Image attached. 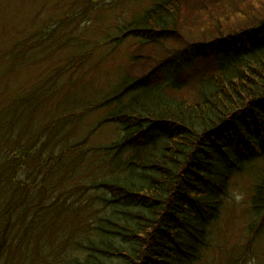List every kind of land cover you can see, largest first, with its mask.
Instances as JSON below:
<instances>
[{
  "label": "trees",
  "instance_id": "trees-1",
  "mask_svg": "<svg viewBox=\"0 0 264 264\" xmlns=\"http://www.w3.org/2000/svg\"><path fill=\"white\" fill-rule=\"evenodd\" d=\"M179 4L156 0L118 24L114 39L163 45L176 34ZM80 19L68 35L75 52L66 61L70 72L82 70L90 43ZM239 29L221 35L217 28L219 37L169 50L148 74L119 79L97 125L83 121L85 89L75 97L64 89L68 96L57 98L54 80L35 88L38 105L50 104L42 130L29 146H10L0 157V264H198L209 251H224L217 228L234 209L231 185L242 175L252 181L242 188L258 233L264 224V18ZM210 55L209 74L200 65L192 70ZM68 68L57 69L56 79ZM183 92L192 98H178ZM101 123L119 125L120 134L96 140ZM51 186L60 194H51Z\"/></svg>",
  "mask_w": 264,
  "mask_h": 264
},
{
  "label": "rangeland",
  "instance_id": "rangeland-1",
  "mask_svg": "<svg viewBox=\"0 0 264 264\" xmlns=\"http://www.w3.org/2000/svg\"><path fill=\"white\" fill-rule=\"evenodd\" d=\"M155 1L0 0V134L7 141L3 149L0 144V157L10 146L16 149L29 146L38 130H42L50 104L38 105L31 93L35 88L42 89L54 80L57 98L68 96L64 89L73 94L69 97L78 96L85 89L89 95L86 99L89 115L83 121L97 125L111 109L110 105L106 106L111 102L106 98L117 87L119 79L121 83L124 77L148 74L149 68L155 66L169 50L182 51L189 43L209 41L219 37L220 33L224 35L240 30L241 26L250 27L264 18V0H179L176 34L165 39L163 45H144L140 38L131 36L114 39L118 24L136 18ZM79 19L83 26L81 29L88 27L85 34L90 43L86 46L82 70L70 72L73 68H68L66 61L75 52L71 46L74 39L68 35H74L73 23ZM217 28L220 29L219 34ZM75 31L79 33V29ZM79 41L84 42V37ZM203 59L193 63L192 70L200 65L201 72L207 75L210 72L204 67L214 62V56ZM62 68H68L63 71L64 78L56 79V73ZM160 73L161 70L157 74ZM197 76L199 73L190 75L188 79L194 83ZM48 95L54 98L52 93ZM179 96L192 98L184 92ZM118 134L119 125L101 123L95 139L109 142ZM107 164L110 163L107 161ZM246 185H252L248 175L232 182L231 197L236 203L231 212L225 211L228 213H224L217 228V233L222 231L218 241L225 247L224 251L220 255H216L214 250L209 251L204 261L198 264H238L239 252L245 258L241 264H264V224L252 237L257 224L251 222L247 214L248 196L243 194L242 188ZM50 192L60 194L53 186Z\"/></svg>",
  "mask_w": 264,
  "mask_h": 264
}]
</instances>
